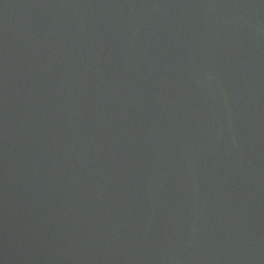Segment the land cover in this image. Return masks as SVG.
I'll use <instances>...</instances> for the list:
<instances>
[{
	"label": "water",
	"instance_id": "95a60500",
	"mask_svg": "<svg viewBox=\"0 0 264 264\" xmlns=\"http://www.w3.org/2000/svg\"><path fill=\"white\" fill-rule=\"evenodd\" d=\"M0 264H264V0H0Z\"/></svg>",
	"mask_w": 264,
	"mask_h": 264
}]
</instances>
